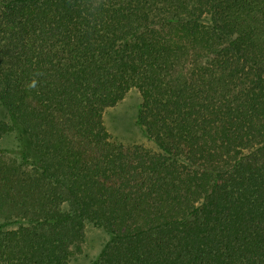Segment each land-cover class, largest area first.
<instances>
[{
    "label": "trees",
    "instance_id": "16d2710c",
    "mask_svg": "<svg viewBox=\"0 0 264 264\" xmlns=\"http://www.w3.org/2000/svg\"><path fill=\"white\" fill-rule=\"evenodd\" d=\"M132 89L158 150L106 127ZM5 134L0 264H70L88 223L93 264H264V0H0Z\"/></svg>",
    "mask_w": 264,
    "mask_h": 264
},
{
    "label": "rangeland",
    "instance_id": "374dc122",
    "mask_svg": "<svg viewBox=\"0 0 264 264\" xmlns=\"http://www.w3.org/2000/svg\"><path fill=\"white\" fill-rule=\"evenodd\" d=\"M142 103V96L137 89H132L116 106L106 109L104 121L112 139L127 145L140 144L152 150H158L156 143L136 124L135 119ZM13 134H5L0 140V148L13 150L17 147ZM109 235L103 229L88 223L82 251L71 258L70 264H93L106 243Z\"/></svg>",
    "mask_w": 264,
    "mask_h": 264
},
{
    "label": "clouds",
    "instance_id": "9594fccd",
    "mask_svg": "<svg viewBox=\"0 0 264 264\" xmlns=\"http://www.w3.org/2000/svg\"><path fill=\"white\" fill-rule=\"evenodd\" d=\"M87 3H88V6H89V10L92 11V12H95L100 7V5L102 3V0H87ZM37 83H38V80L34 76L31 79V81L28 82V84L26 85V87L28 89H34V88H36Z\"/></svg>",
    "mask_w": 264,
    "mask_h": 264
}]
</instances>
